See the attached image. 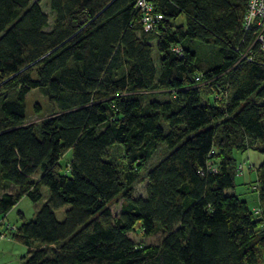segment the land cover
Masks as SVG:
<instances>
[{
    "label": "trees",
    "instance_id": "16d2710c",
    "mask_svg": "<svg viewBox=\"0 0 264 264\" xmlns=\"http://www.w3.org/2000/svg\"><path fill=\"white\" fill-rule=\"evenodd\" d=\"M146 2L147 30L137 0H0V215L48 192L29 221H0V240L27 247L18 264H264V159L254 211L235 192L237 154L264 155L248 0ZM33 89L52 105L37 122Z\"/></svg>",
    "mask_w": 264,
    "mask_h": 264
},
{
    "label": "rangeland",
    "instance_id": "374dc122",
    "mask_svg": "<svg viewBox=\"0 0 264 264\" xmlns=\"http://www.w3.org/2000/svg\"><path fill=\"white\" fill-rule=\"evenodd\" d=\"M43 8L47 10L45 5V1L42 2ZM179 21H184V16L180 15L178 17ZM196 60L198 63L204 65L206 63V54L208 51V47L202 46V48H196ZM216 53V52H215ZM217 55V54H216ZM216 62V61H215ZM38 106V110L35 109V106ZM52 110V105L43 92L39 89L31 90L25 97V111L27 120L29 122H37L44 116H46ZM164 154V150H159L154 155V160L160 158ZM71 153L68 151L61 158L60 163L64 167L66 160L69 159ZM260 154L257 151L250 150L245 153L237 154V159L243 161L244 168L242 172L235 177L236 187L235 192L243 199H245L252 211L257 207V195L256 191H254V179H255V169L259 162ZM248 158V159H247ZM250 159V160H249ZM156 162V161H155ZM153 162L152 164H154ZM249 163L253 164V168H246ZM151 164V165H152ZM141 181L134 183L133 195L134 196H145V184L146 181L144 179V172H140ZM6 190L13 191L12 187H8ZM43 198L39 201L34 202L30 200L27 196L21 197V199L5 214V216L0 215V221L3 223H9L10 225L18 226L23 221H29L36 209H38L41 204L45 201L47 197V189L43 187ZM121 200L118 202H113L110 204V209L113 214H117L119 212V205ZM68 206H65L63 209L57 210L55 212L56 217L59 220L63 219V211ZM5 233V232H4ZM4 233L0 232V238L4 237ZM129 236L137 243H153L156 244L160 241L162 237V232L159 230L152 236H143L142 233L135 228L134 231L129 233ZM27 252V247L14 241L9 238H4L0 240V264H18L22 260V256H24Z\"/></svg>",
    "mask_w": 264,
    "mask_h": 264
},
{
    "label": "built area",
    "instance_id": "2783aa9c",
    "mask_svg": "<svg viewBox=\"0 0 264 264\" xmlns=\"http://www.w3.org/2000/svg\"><path fill=\"white\" fill-rule=\"evenodd\" d=\"M137 4L144 11L142 17L144 28L146 30L151 29L156 21V18L150 13L151 6L146 0H137ZM157 18H160V15H157ZM244 27L245 29H252L255 36L254 40L264 54V0H248L244 16ZM243 168L244 165H239V173L242 172Z\"/></svg>",
    "mask_w": 264,
    "mask_h": 264
},
{
    "label": "crops",
    "instance_id": "0c3cea01",
    "mask_svg": "<svg viewBox=\"0 0 264 264\" xmlns=\"http://www.w3.org/2000/svg\"><path fill=\"white\" fill-rule=\"evenodd\" d=\"M250 151V150H249ZM260 154V153H259ZM264 159V155L260 154L259 161H262ZM250 160V159H249ZM260 163V162H259Z\"/></svg>",
    "mask_w": 264,
    "mask_h": 264
}]
</instances>
